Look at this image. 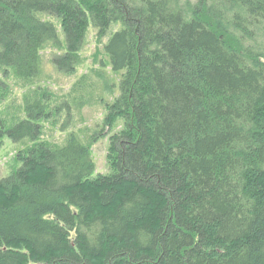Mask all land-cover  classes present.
<instances>
[{"label":"trees","instance_id":"obj_1","mask_svg":"<svg viewBox=\"0 0 264 264\" xmlns=\"http://www.w3.org/2000/svg\"><path fill=\"white\" fill-rule=\"evenodd\" d=\"M91 25L98 74L118 76L103 128L43 140L46 101L25 95L3 130L21 164L0 178V264H264V0H0V69L30 84L55 48L73 72ZM94 89L82 75L70 96Z\"/></svg>","mask_w":264,"mask_h":264},{"label":"rangeland","instance_id":"obj_2","mask_svg":"<svg viewBox=\"0 0 264 264\" xmlns=\"http://www.w3.org/2000/svg\"><path fill=\"white\" fill-rule=\"evenodd\" d=\"M58 25V24H56ZM60 38L64 41L63 33L58 28ZM92 25L89 27L84 45L78 55L79 64L73 72L58 70L52 61L53 52L59 49H44V67L41 75L32 83H23L12 75L6 76L0 69V178L10 173L21 164L15 158L16 148L12 139L3 133L4 125L18 118L24 117V97L27 94L43 97L46 101L44 116L37 120L42 129L41 138L51 143L60 144L69 134H78L83 141L89 140V135L95 130L103 128V119L106 115L105 105L100 100L102 84L105 80L117 81L118 76L104 68L107 76L101 72L98 58L105 57L101 48L102 42L95 37ZM106 38L103 37V41ZM105 59V58H104ZM82 75L95 86L94 97H86L83 102L70 96L73 85ZM115 92V91H113ZM104 97L111 100V96L104 92ZM122 125L117 119L109 132L98 136L91 145V155L95 162L94 175L109 171L107 154L110 134L118 131ZM107 129V127H106ZM86 130V131H85Z\"/></svg>","mask_w":264,"mask_h":264}]
</instances>
